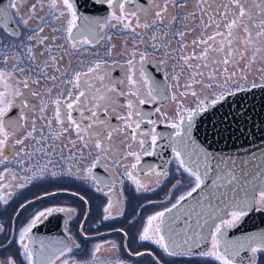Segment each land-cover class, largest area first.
<instances>
[{"label": "snow or ice", "instance_id": "obj_1", "mask_svg": "<svg viewBox=\"0 0 264 264\" xmlns=\"http://www.w3.org/2000/svg\"><path fill=\"white\" fill-rule=\"evenodd\" d=\"M94 3L107 15L85 14L78 0H0V204L27 186L21 181L38 178L8 167L33 157L41 174L74 176L105 196H115L117 184L122 195L125 181L137 192H152L151 184L159 187L171 176L172 189L186 190L146 218L138 239L170 257L198 256L202 264H237L241 252L251 254L241 264H256L257 254H264V232L237 239L227 232L253 207H264V160L214 153L195 134L202 114L238 93L264 88V0ZM150 64L161 69L163 81L148 71ZM117 69L121 74L114 77ZM253 72L259 83L249 80ZM146 105L155 108L147 111ZM37 121L44 125L38 135ZM160 125L170 131H158ZM169 149L162 166L144 161ZM97 168L108 176L97 175ZM121 205L119 198L109 199L103 219L123 215ZM71 211L34 212L0 243L2 252L16 247L14 255L0 256V264H111L113 242L85 249L70 233L51 243L34 236L33 229L54 213ZM80 237L90 239L83 227Z\"/></svg>", "mask_w": 264, "mask_h": 264}, {"label": "water", "instance_id": "obj_2", "mask_svg": "<svg viewBox=\"0 0 264 264\" xmlns=\"http://www.w3.org/2000/svg\"><path fill=\"white\" fill-rule=\"evenodd\" d=\"M78 4L80 7L84 5V8L80 10L85 14H95L98 11L95 5L93 10L90 8L91 3L81 4V1L78 0ZM85 6L90 8L88 12ZM104 15H107L105 10L102 12V16ZM147 68L157 80L163 81V72L160 69L151 64ZM118 75H120L119 69L113 72L114 77ZM150 107L148 109L152 111L155 105H150ZM13 111L18 113L17 109ZM199 119L202 120V123L198 133L195 134L196 139L210 151L237 160L251 159L254 162L264 160V88H253L250 91L238 93L237 96L228 98L223 107L217 106V108L210 109ZM169 152H171L170 149ZM170 156L171 154L167 159ZM56 194L59 193H54V195ZM49 196L52 195H45L42 199ZM22 210L19 208L15 214L13 228ZM66 219L65 214H53L43 224L33 229V234L39 240L45 238L46 242H54L67 236L63 227ZM261 232H264V209L253 207L236 227L228 230L227 237L228 239H237ZM250 255V253L241 252L240 257H237V262H241V257L246 260ZM158 263H160L159 260Z\"/></svg>", "mask_w": 264, "mask_h": 264}, {"label": "flooded vegetation", "instance_id": "obj_3", "mask_svg": "<svg viewBox=\"0 0 264 264\" xmlns=\"http://www.w3.org/2000/svg\"><path fill=\"white\" fill-rule=\"evenodd\" d=\"M80 1H81V4H90L91 3L92 5L90 8L92 10H93L94 5L97 7L98 11L95 14L89 13L88 15L102 16L104 6L95 4L94 0H80ZM83 6H81L80 9H83L84 8ZM85 7H86V11L88 12V10L90 8L88 6H85ZM158 69H160V68H158ZM148 108H151L150 105L145 106V110L149 111ZM168 111L171 115L172 112L170 111V109H168ZM157 118H158V116H157ZM112 122L113 123H119V121L115 120V118H113ZM157 130L161 131V132L170 131V129H167L164 125H160ZM38 134H39V131H37V135ZM45 134H47V129H45ZM49 142H51V141H49ZM170 154H171V152H169V150H166L163 153L162 157H160V156L145 157L144 161L148 164L161 165L162 166V160H166L168 155H170ZM170 158H171V156H170ZM36 159H38V157H33V159L30 160V164L31 165L35 164L34 161ZM43 161L44 160H41L40 163H42ZM14 166H16V164L8 165V167H11L12 169H14ZM3 167H4L3 165H0V168H3ZM168 167L172 168V165H169ZM95 172L97 175H99L101 177H107L108 176V173H106L104 171V169H102V168H97L95 170ZM36 180L37 179L33 180V182L30 185H27L25 188L18 189L16 195L9 201L8 205L0 204V223L4 224L5 229H6L5 233H0V243L6 244L7 240L12 238L13 229H14V231H17L16 225L13 228V222L11 223V225L9 227V214L12 213L14 205L17 202L16 197L21 196L22 193L28 192L29 189L31 188L32 184H33L32 186L35 189L39 188L42 183L41 182H35ZM59 180L61 181V179H59V178H54V183L61 185L62 183L60 184ZM76 180H77L76 177L75 178L71 177L72 183H75ZM72 183L71 184L65 183V184L72 186ZM164 183H165V180L161 182L159 188H162ZM89 186H90V189L93 190V187L90 184H89ZM73 187L76 188L77 186L74 185ZM116 187H117V190H119L121 186L119 184H117ZM130 188L132 189L131 184L129 182L125 181V183L123 185V193L125 194V197L130 196L133 198L134 193L132 191H130ZM154 188L156 191L157 190L156 184H155ZM62 190L66 191V192H71L73 194L61 193ZM185 190L186 189H180V191H177V193L180 194L181 192H183ZM58 191H60L59 194L52 195L49 197H45V198L39 199V200L36 199L37 196H40V197L45 196V193H57ZM76 191L77 190H74L73 188L68 189V188H62L61 187V188H56L55 190H48V191H44L43 193L41 192L40 194H38L36 196H31L27 200H25L23 203L26 204L27 201H29V200L33 201V203L27 204L26 210L23 209L21 211V213H23L27 210H31V211H32V209L38 210V209H43V208H47L50 206L63 207L61 205V203H64L65 204L64 207H67V209H71L72 210L71 212L74 213L76 211V216H77V214H80L82 211L84 213V216L82 217L79 226L81 225L80 229H81V227H83L84 233L88 237H90V239H88L86 242L81 239L79 242L82 243V246L85 249H91L96 243H104L105 241L113 242L117 245L116 249H111L110 252L107 254L108 257L109 256L111 257V260H110V261H112L111 264H119V263H123V262L124 263L129 262L131 264H180V263H174L172 258H169V257H167L166 260L162 259L158 255L159 248H157L156 245L151 244L150 242L141 241L138 239L139 232L137 231V229H136V233H137L136 236H134L131 232H129V228H130L132 222L134 221V218L130 219L129 223L127 225L121 224V225H119L115 228H112V229H106L105 228V222H102V221L99 222V220L97 218L96 219L94 218L93 211L98 210V208H100L99 203L106 205V203L109 199L115 198V197H113V195L111 193H109V195H107L106 198H105V195L102 193L104 200L100 201V199H94V195L92 193L78 192V194H77ZM105 191H107V189H105ZM81 197H83V199H81ZM62 199H64V200H62ZM131 202H132V204L125 208L123 214L136 212V208H135L136 205H134V200L131 199ZM126 203L127 202L124 200V204H126ZM19 208H20V205L18 207V210H19ZM259 208H261V207H259ZM261 209H264V208H261ZM149 210L146 213L152 212V210H150V211ZM54 214H57V213H54ZM59 214H65L67 216V219L64 222V225H65V223L70 220L69 215L67 213H64V212H59ZM87 226H88V229H87ZM120 229H122L123 232L128 233L127 237H125L123 235V232L118 231ZM94 231H96V232H94ZM79 234H80V231H79ZM137 251L145 252L146 254L143 256H137V255H135V252H137ZM149 252L153 253V255H148L147 253H149ZM15 253H16V247H10L8 252L0 251V256L14 255ZM83 255H85V254H78V257H81V259H83ZM261 255H263V257H264V254H257L256 264H264V259L259 257ZM192 257H196L195 259H193V261H195L196 264H198L197 261H202V259H203V258H200L198 256H192ZM189 258H191V257H189ZM158 260L160 263H158ZM200 264H202V263H200ZM209 264H217V262L210 261ZM237 264H241V262H237Z\"/></svg>", "mask_w": 264, "mask_h": 264}, {"label": "rangeland", "instance_id": "obj_4", "mask_svg": "<svg viewBox=\"0 0 264 264\" xmlns=\"http://www.w3.org/2000/svg\"><path fill=\"white\" fill-rule=\"evenodd\" d=\"M190 3H191V0H190ZM113 42H115L117 44V48H119L121 46V40L118 36L114 35ZM129 44H131V39H129ZM141 47H143V45H141ZM173 47H176L175 43H173ZM157 59H159V57H157ZM258 75L259 74L253 72L252 75L249 76V80L255 79L257 81V83H259ZM54 91H55V89H54ZM169 109L173 114V109H171V108H169ZM43 126L44 125H43L42 121H37L38 131ZM49 143H51V142H49ZM48 151H52V149H48ZM55 154H56V156L60 155L58 150L56 151ZM63 155L65 157L68 156L67 149H65ZM46 162H47V159L45 158L44 161L42 163H40V165H43ZM52 163L56 164L57 167L55 170H57L59 172L60 167H61L60 162L53 159ZM21 167H26L28 169V171L27 172L21 171ZM49 170H52L51 165H49ZM169 170L171 171V168H169ZM13 171H15L17 173V175L21 176V177L30 176L33 173H35L39 177V178H37V180L35 182H41L42 184L37 189H35L32 186L33 185L32 184L31 188L29 189L28 192L22 193L21 196L16 197L17 202L14 205L12 213L9 214V227L14 220V217H15V214L17 213L19 205L22 204L29 197L36 196V195L40 194L41 192L43 193L44 191L55 190L56 188H61V187L62 188H68V189L73 188L74 190H77L76 191L77 194H78V192H82V193L89 192V193H92L94 195V199H100V201L104 200L102 193L96 192L94 188H93V190L90 189L89 184L91 185V182H85V181H81V180L77 179L75 183H72L71 177H69V176H59L58 175L57 177H52V176L48 175L47 171H45L43 174H41L39 166L36 164L31 165L30 160L27 161L26 164L23 166H21V165L14 166ZM54 178L61 179V181L60 180L59 181H60V184L61 183L62 184L58 185V184L54 183ZM72 178H75V177L72 176ZM33 180H35V179H33ZM33 180L21 181V182H25L27 185H30L33 182ZM172 182L173 181H172V178L170 176L168 178V180H165V183L162 186V188L157 187V190L152 191V192H137L134 189V187L131 185L132 189L130 188V191H132L134 193L133 198L130 196L125 197L124 193H122V195H121L119 190H117V194L115 196H113L115 198L112 200L115 202V200L117 198H119L122 201L121 208H122V211L124 212L125 208L132 204L131 199H133L134 205H136L135 206L136 212L135 213H124L123 215L116 216L115 219L104 220L103 216L105 215V213L103 212V208L105 205L99 203L100 208H98V210L93 211V216L95 219L97 218L99 220V222H101V221L105 222V228L106 229H112V228H115L121 224L127 225L129 223V220L134 218V221L132 222V224L129 228V232H131L134 236H136L137 235L136 229L139 232L141 225L145 222L146 218L149 215H152L153 213H155L157 211L163 210L164 207H170L171 203L174 202L176 196L179 195L177 193V190L172 189V187H171ZM65 183H67V184L72 183V186L66 185ZM74 185H76L77 187L76 188L73 187ZM150 187L154 188L155 183L151 184ZM59 192L60 191H58L57 193H59ZM61 193L69 194L71 192H66V191L62 190ZM71 194H73V193H71ZM168 196H171L172 199L171 200L167 199ZM105 198H106V196H105ZM62 200H64V199H62ZM124 200L127 202L126 204H124ZM149 201H152V203H149ZM61 205L63 206L62 208H67V207H64V205H65L64 203H61ZM50 207H54V206H50ZM261 208H264V207H261ZM149 209L152 210V212L146 213ZM38 210H40V209H38ZM36 211H37V209H32V211L27 210V211H25L19 215V217L16 219V222H15L17 231L19 230V228H21L30 219L31 215ZM67 214L69 215L70 220L68 222H66L64 225L65 232L68 234L70 233L79 242L81 240L80 234H79V231H80L79 229H80L81 225L79 226V224L81 222L82 217L84 216V213L82 211L80 214H77V216H76V211L74 213L71 212V213H67ZM66 229H67V231H66ZM87 229H88V226H87ZM94 232H96V231H94ZM258 254H260V253H258ZM158 255L162 259H165V260L167 259V257L172 258L174 263H180V264H194L195 261H193V259L196 258V257L189 258L188 256L170 257V256H167L166 254H164L162 252V250H160V249L158 251ZM259 257L264 259L263 255H261ZM84 258H86L85 255H83V259ZM77 259H81V257H78V255H77ZM108 259L111 260V257L109 256ZM197 263L200 264V263H202V261H197Z\"/></svg>", "mask_w": 264, "mask_h": 264}]
</instances>
